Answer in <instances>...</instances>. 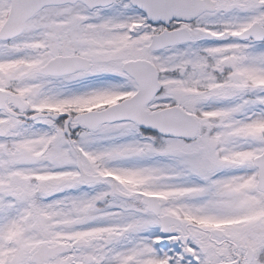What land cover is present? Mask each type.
Returning a JSON list of instances; mask_svg holds the SVG:
<instances>
[{"label": "snow or ice", "instance_id": "obj_1", "mask_svg": "<svg viewBox=\"0 0 264 264\" xmlns=\"http://www.w3.org/2000/svg\"><path fill=\"white\" fill-rule=\"evenodd\" d=\"M0 264H264V0H0Z\"/></svg>", "mask_w": 264, "mask_h": 264}]
</instances>
